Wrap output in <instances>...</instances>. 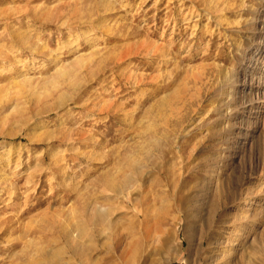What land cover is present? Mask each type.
I'll return each mask as SVG.
<instances>
[{
    "label": "rangeland",
    "instance_id": "374dc122",
    "mask_svg": "<svg viewBox=\"0 0 264 264\" xmlns=\"http://www.w3.org/2000/svg\"><path fill=\"white\" fill-rule=\"evenodd\" d=\"M0 264H264V0H0Z\"/></svg>",
    "mask_w": 264,
    "mask_h": 264
},
{
    "label": "bare ground",
    "instance_id": "6f19581e",
    "mask_svg": "<svg viewBox=\"0 0 264 264\" xmlns=\"http://www.w3.org/2000/svg\"><path fill=\"white\" fill-rule=\"evenodd\" d=\"M64 76V75H63ZM263 79V78H262ZM64 80V79H63ZM229 102V101H228ZM248 202V201H247ZM78 238H79V235L78 236H73L72 237V241L71 242H76L77 240H78ZM228 243V242H227ZM227 245V244H226ZM225 252H227V251H225ZM224 257H225V255H224ZM225 259V258H224Z\"/></svg>",
    "mask_w": 264,
    "mask_h": 264
}]
</instances>
